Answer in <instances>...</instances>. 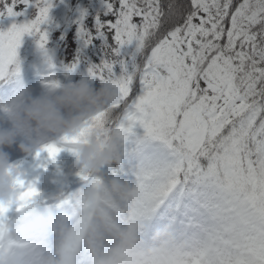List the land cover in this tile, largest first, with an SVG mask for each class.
I'll list each match as a JSON object with an SVG mask.
<instances>
[{
  "label": "snow or ice",
  "instance_id": "obj_1",
  "mask_svg": "<svg viewBox=\"0 0 264 264\" xmlns=\"http://www.w3.org/2000/svg\"><path fill=\"white\" fill-rule=\"evenodd\" d=\"M63 2L0 0V87L19 85L27 34L49 90L58 64L86 65L117 95L34 153L51 190L25 175L0 200V264H264V0L78 5L77 46L65 57L59 33L58 60L49 25ZM98 125L119 131L118 161L99 173L62 167L59 153L76 159Z\"/></svg>",
  "mask_w": 264,
  "mask_h": 264
},
{
  "label": "clouds",
  "instance_id": "obj_2",
  "mask_svg": "<svg viewBox=\"0 0 264 264\" xmlns=\"http://www.w3.org/2000/svg\"><path fill=\"white\" fill-rule=\"evenodd\" d=\"M116 95V89L109 83L101 82L96 87L88 79L81 78L60 83L58 88L39 95L0 100V106L7 108L3 113L8 122L7 127L0 124V200L12 197L14 181L25 177V172L14 166L6 147L16 145L30 156L42 144L59 136H74L91 125L94 113L105 109ZM121 143L115 126L91 127L73 166L99 173L104 166L118 161ZM110 183L113 188L119 186L117 180Z\"/></svg>",
  "mask_w": 264,
  "mask_h": 264
},
{
  "label": "rangeland",
  "instance_id": "obj_3",
  "mask_svg": "<svg viewBox=\"0 0 264 264\" xmlns=\"http://www.w3.org/2000/svg\"><path fill=\"white\" fill-rule=\"evenodd\" d=\"M83 0H70L72 11L75 14L76 7L82 6ZM68 0H64L63 3H57V5L51 10V16H52V23L49 25V37L54 39L58 34L60 29L62 28L63 23L65 20L57 14L58 7L61 4L67 3ZM90 6H93L94 8L100 7V0H91ZM71 25L70 30L68 31V34L66 36V40H68V47L70 49L74 48L76 41L75 32H74V25L72 24V19L70 21ZM9 24L8 20L3 21L2 24H0V28L7 27ZM54 29H57L54 31ZM66 56L71 57V53L65 52ZM48 66L46 62L40 61L36 63L31 70H29L26 74H20V83L19 85H16L15 83L11 84L9 86V89L0 91V100H3L10 96H19V97H28V96H35L39 95L42 92L49 91V89L44 85L42 82L43 74H45L48 71ZM56 78L60 80L61 83L68 82L69 80L75 81V77L72 73L66 74L64 69L57 65L56 68ZM41 87V89H38ZM8 93V95H5V93ZM5 95V96H4ZM0 124L7 127L8 122L6 117L4 116L3 112H0ZM5 151H7L10 154V159L14 163H19L21 165V169L25 172V175L28 179H32L35 176H39V184L38 187L41 188L44 191L51 190L53 187L52 184L49 182L45 187L40 186V181L43 179H51V174L44 172L42 169H39L36 167L38 161L35 159V155H25L22 153L16 145H13L12 147H6ZM75 160V157L68 151H61L57 157V162L64 168H69L73 165V162ZM50 168H54V166L50 165Z\"/></svg>",
  "mask_w": 264,
  "mask_h": 264
},
{
  "label": "trees",
  "instance_id": "obj_4",
  "mask_svg": "<svg viewBox=\"0 0 264 264\" xmlns=\"http://www.w3.org/2000/svg\"><path fill=\"white\" fill-rule=\"evenodd\" d=\"M90 3H91V0H83L82 6H85V7L90 6ZM71 7L72 6L70 3V0H68L67 3L61 4L58 7V12H57V14H59L65 20V22L62 25V28L59 31V33L64 34L65 39H66V36L69 34L68 31L70 30V27H68V26L71 25L70 21L74 16V12L72 11ZM55 30H57V29H54V31ZM97 43H99V42H97ZM49 46H50V50L55 54L57 59L58 60L61 59L63 49H62L60 41H59V35H57L54 39L49 37ZM76 46H77V42L75 43L74 48L70 49L68 47V44H67V47L64 50V56L67 57L68 59H70L71 57L66 56L65 52L71 53L73 55L74 49ZM18 55H19V58L21 60V68H22L21 74H26L29 70H31V68L36 63L44 60L43 54L37 46L36 39L32 36L27 35V34L23 37L22 43L18 49ZM66 74H70V73H66ZM72 74L75 77V81H77L81 78H85V79H88L89 82L92 83L96 87H99V85L101 83V81L99 79H95V78H92L89 76V74L87 72V66L86 65H81V67L79 69H77L76 71L72 72ZM10 85L0 87V91L9 89ZM49 182H50L49 179H43L40 181V186L45 187Z\"/></svg>",
  "mask_w": 264,
  "mask_h": 264
},
{
  "label": "bare ground",
  "instance_id": "obj_5",
  "mask_svg": "<svg viewBox=\"0 0 264 264\" xmlns=\"http://www.w3.org/2000/svg\"><path fill=\"white\" fill-rule=\"evenodd\" d=\"M38 89H41V87H39Z\"/></svg>",
  "mask_w": 264,
  "mask_h": 264
}]
</instances>
